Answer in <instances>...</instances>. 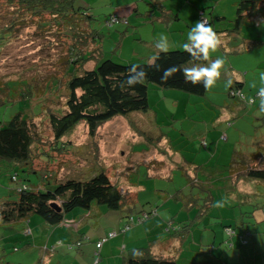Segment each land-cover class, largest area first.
Returning a JSON list of instances; mask_svg holds the SVG:
<instances>
[{"label":"rangeland","instance_id":"obj_1","mask_svg":"<svg viewBox=\"0 0 264 264\" xmlns=\"http://www.w3.org/2000/svg\"><path fill=\"white\" fill-rule=\"evenodd\" d=\"M79 1L91 5L95 15H98L99 21H103L106 16L118 12V10L124 13V9L129 8V12H127L131 14L129 26L121 25L111 29L101 27L104 35L103 40H106L104 49L107 52L106 56H113L116 61L121 63L139 61L140 56L135 54L134 50L137 46L141 53L150 52L154 49L152 43H155L156 38L152 34V25H145L144 21L148 19L146 12L159 5H163L168 11H171V14L178 17L177 21L171 23L170 32L176 40V44H171V47L182 48L188 31L194 27L192 21L200 19L201 9H205L209 18L212 14L217 25L215 23L211 25L213 28L215 25L220 30L230 27L229 21L236 18L234 0H157L159 4L152 3L151 0ZM149 2L152 5H149ZM217 16H225L229 20L226 22L224 20L218 21ZM222 23L223 26L220 25ZM252 26L244 27L243 33L244 37H247L248 42L251 43L249 47L242 42L240 46V43L234 44L235 46L238 45L237 47L232 44L227 47L228 50L224 49L228 53L227 55L219 47L211 53V59L223 58L225 65L220 80L207 92L205 97H201L208 101L207 106H210V108H212L211 106L216 107L212 102L213 100L223 106L226 101L229 103L235 101L229 97L230 87L226 85L228 79L226 77L229 75H234L240 79H233V84L235 81L244 83L241 92L245 96L256 97L261 86L259 74L264 72V30L262 29L264 23L259 28ZM164 28L166 30L165 25ZM34 32L35 27L32 26L21 30L17 41L0 53V84L3 85L8 80L17 79H27L32 83L36 79L35 84L39 86L37 89L39 95H41L51 76L60 79L63 82L62 85L64 84V67L57 70L55 62L59 55L66 53V44H64V39L57 38L50 46L43 36L34 34ZM158 35L159 33L155 34L157 37ZM235 50L238 51V54H233ZM254 81L256 88L251 87ZM152 89L150 94L152 110L150 112L139 111L126 117H116L102 125L94 137L90 136L88 127L81 124L62 139L63 152L53 150L56 147V140L46 118L43 116L34 118L33 130L35 133L33 134L35 142L31 146L34 169L36 172L44 168L53 169L57 171L58 178L65 180L68 177H73V179L86 177L92 175V172L105 168L113 183L123 191L133 193L135 187L137 188L139 185L145 188V191L139 192L138 199L136 198L137 209L135 211L140 212L142 209H148L150 204H153L159 207L160 217L158 216L159 219L157 220L151 219L143 223H137L133 228L131 227V230H128L129 232L133 231L132 233L126 231L128 246L134 243L133 238H143L144 243L148 241L147 229L149 232L151 228H157L155 232L162 231V228L165 229L166 226L177 231L190 229L187 233L184 232L187 238L180 239L178 241L180 245L171 250L172 256L178 260L179 264H263L259 259H263L264 255V198L258 201V198L254 197L246 201L239 210L237 205L241 201L238 202L237 199L238 196L241 198L243 196L235 193L234 198L233 195L231 196L227 192V189H229L228 180L227 182L217 180L212 189V195L216 201H212L205 206L202 199H205L204 193L208 195L209 192L198 188L199 195H197V188L188 179L183 169L173 171L169 179L151 177L150 171L152 169L150 167L159 166V159L156 156L161 155H157L153 149L161 147L157 146L158 142L155 135L154 137L151 135L153 128L150 129L149 125L152 127L154 124L158 132L163 133L164 142L166 140V143L170 142L169 149H175L176 153L182 155L185 160L190 161V163H187V166H190L189 168L191 166H195V168L206 166L209 170V168L213 169L214 166L221 167L226 162L228 164L232 151L237 147V144H233V142H225L223 136L222 138L220 136L217 142L207 140L210 145L209 149L203 147V136H192L191 131L193 129L200 130L198 126L210 125V117L214 114L213 111L206 108L203 103L195 104L191 102L189 104L188 101L182 100L171 102L168 114H166L164 111L162 112L160 106L163 101L169 99L180 100L188 94L179 90L155 91L157 88L154 87ZM61 91L63 97H60V101H58L60 106L65 102L67 93L63 86ZM197 98H200V96ZM49 102L55 107V102ZM258 103L259 100L257 105H259ZM256 106H254L255 109H252L253 106L251 108L246 107L242 111L239 120L244 133L237 141L239 142L238 145L242 144L241 150L244 153L252 152L254 145L261 141L262 136H264V113L256 109ZM16 107L23 113L28 114L29 110L26 107ZM184 110H187V115ZM15 112L16 109L12 106L9 108L0 107V114L2 113L0 117L2 119L9 120ZM203 115L206 118H203ZM146 118L148 123H143ZM129 123L136 128L135 130L140 129L142 133L138 136L134 130H130ZM137 124H141V127H136ZM143 129L146 131L145 134H143ZM176 133H178L177 136ZM167 135H169L168 139L165 138ZM220 147L224 149V153L219 151ZM162 148L163 150L159 149L160 153L168 149L166 144ZM132 149H135L136 152L129 153ZM150 156L155 157L150 159ZM103 166L104 168H102ZM177 166H185V164L177 163ZM3 168L4 165L0 162V171H3ZM166 170V166H164L161 171ZM20 178L32 185H42L38 173L21 171ZM3 183H7L6 177L1 179L0 199H3L2 196L5 195L1 193ZM128 183L132 185L133 190H130ZM9 185L10 187L15 186L11 182H9ZM243 187L247 189L246 183L243 184ZM251 187L260 188L259 186L256 187L255 183H252ZM13 190L9 189L7 191L11 194ZM261 191H264V186ZM181 196L186 199L183 200ZM189 197L193 198V200H190L191 202L194 201L197 204L195 208H188L191 202L187 204L186 200ZM259 202H261L260 206L254 208L255 204ZM219 204L223 206H217ZM94 207H102L103 211L108 210L104 209L106 208L104 205H95ZM82 211L83 209H74L68 212L67 215L78 217V212ZM112 212H114L116 218L121 217L122 223L120 220V228L117 229L120 231L128 220L122 218L121 211L113 210ZM249 215H253V217H249ZM198 217L200 218L198 219ZM34 220L39 219L35 217ZM35 226L37 225L31 224L33 230ZM247 228L248 233H246ZM22 229V225L20 227L16 226V229L0 228V251H6L5 253H8L6 259L13 264H41L38 250L25 246V244L30 239L34 243L33 245L40 247L39 245L43 243L45 234L39 231L36 232V236L33 234L27 240L28 236ZM89 229L91 230V228ZM112 231L115 230L109 232ZM162 232L164 233V230ZM177 233L179 231L176 233L172 231L169 233L170 235L164 233L166 237H161V239H169L173 234L177 236ZM186 234L188 235L186 236ZM64 236L72 239L66 233H64ZM178 236L181 237L180 234ZM88 239L87 237L86 242L89 243ZM245 240L247 243L251 242L250 246L243 245ZM14 247H18L19 251H15ZM249 249H252V251L250 252ZM63 251L62 248H58L52 253L54 255H50L49 252V257H47L44 264H61V262L75 264L74 259L72 260L70 257L72 255L69 253L67 255ZM77 251L79 250L74 249L72 252ZM114 252L116 253H110L106 247L104 253L98 259L95 253L91 256L80 254L79 258L81 259L76 264H97V260L100 261L99 264H121L122 256L117 254L116 250Z\"/></svg>","mask_w":264,"mask_h":264},{"label":"trees","instance_id":"obj_2","mask_svg":"<svg viewBox=\"0 0 264 264\" xmlns=\"http://www.w3.org/2000/svg\"><path fill=\"white\" fill-rule=\"evenodd\" d=\"M151 1L159 4L157 0ZM152 3L149 2V5ZM234 5L236 18L229 21L230 27L220 30L214 25V30L221 40L219 48L225 55L228 53L224 49H227L230 44L240 43L239 46L242 44V38H245L244 27L253 25L252 27L259 28L264 23V0H234ZM93 13L91 5L83 4L79 0H0V53L16 42L20 31L29 26L35 27L34 34L43 36L50 46L57 38L64 39V44H66V53L59 55L55 62L57 70L64 67L65 81L63 85L60 79L51 76L39 95L37 89L39 86L35 84L36 79L32 83L27 79H17L8 80L3 85L0 84V107L9 108L12 106L16 109L9 120L0 117V162L4 165L3 171H0V183L3 177H6L7 182L3 183V191L1 190V193L5 195L2 196L3 199H0V228L16 229V226L22 225V230L28 236L27 240L33 236L32 230L28 226L26 227V222L28 225L30 218L38 217L44 222L56 226L66 220L68 212L74 209H84L87 212L95 205H104L108 210H119L126 213L123 218L128 222L121 230L123 233L130 230L131 227L133 228L137 223L160 217L159 207L153 204H150L148 209H142L140 212L135 211L137 209L136 198L138 199L139 193L132 195L123 192L119 186L113 183L104 166L102 167L104 169L78 179L68 177L71 179L61 180L58 178L57 171L48 168L36 172L31 150V146L35 142L34 118L40 116L46 118L56 140V147L53 150L63 152L62 139L81 124L86 125L90 136L94 137L102 125L116 117H126L139 111L150 112L152 110L150 94L153 87L157 88L155 91L179 90L200 97H205L209 91H205L202 83L193 85L186 82L182 71L175 73L166 83L161 81L164 69L172 65L189 67L193 63H207L193 61L181 47H171L167 53H160L157 49L146 53H141L139 50L140 59L135 63H121L116 61L113 56H106L107 52L104 50L106 40H103L104 35L101 27L111 29L115 26H129L131 14L115 12L106 16L103 21H99L98 15ZM202 16L209 24H216L212 14L209 18L205 9L200 10V19ZM146 17L148 19L144 21L145 25L160 22L165 27L171 26L172 21L178 20V17L171 14V11H168L163 5L148 10ZM216 18L218 21L229 20L225 16ZM223 23L220 25L223 26ZM262 29L264 30V28ZM170 31L168 30L172 35ZM238 37L240 41L237 39ZM237 46L234 45V47ZM233 54H238V51L235 50ZM133 64H139L144 68L147 72V79L142 85L138 84L133 88L125 87L122 90L119 85L126 80L129 75L128 70ZM243 84L241 81H235L230 87L229 97L240 100L247 107L253 106L252 109H255L254 106L257 105L258 99L255 104L248 105L240 99V96L234 94L236 91H242ZM62 86L67 93L65 102L60 106L58 101H60V97H63ZM49 101L55 102V107ZM16 106L26 107L29 110L28 114L23 113ZM256 109L261 111L259 105L256 106ZM262 112L264 113V111ZM234 122L235 120L229 122L230 127ZM143 123H148L147 118ZM129 127L138 136L142 133L140 129L135 130L136 128L130 123ZM136 127H141V124H137ZM149 128H153L151 135L154 137V132H158V129L154 127V124L152 127L149 125ZM145 132L143 129V134ZM261 139L254 145V149L250 153H244L241 150L242 145L236 147L230 155L228 164L226 162L221 168L214 166L213 169L209 168L208 170L206 166L197 167L200 175L194 176L182 166H178L172 172L183 169L197 190L202 188L209 192L208 195L204 193L205 199H202L205 206L216 201L212 195L216 181L225 180L227 182L228 180L229 189L227 192L236 190L234 194L243 196V198L238 196L237 199L238 202L241 201L237 205L241 210L246 201L254 197H257L258 201L264 198V191H261L264 186V136ZM205 142L202 141L203 147H207ZM186 162L190 163L189 160ZM21 171L38 173L42 185L25 182L26 180L20 178ZM217 175L218 177L215 179ZM229 180L244 181L247 189L240 191L236 184L231 186ZM9 182L15 186L10 187ZM252 183L260 188L251 187ZM8 188L14 189L11 194L8 193ZM197 195H199V190ZM181 198L186 199L184 196ZM190 200L193 198L189 197L186 203L189 204ZM260 204L261 202L255 204L254 208H258ZM127 206L130 207L126 212L124 209ZM195 206L197 204L193 201L188 208L192 209ZM249 217H253V215H249ZM165 230L168 233L179 231L181 235L182 232L187 233L190 229L177 231L166 226ZM112 232H115L116 236L119 234L116 230ZM112 232L103 238L108 239L106 242L116 237L109 238V234ZM185 233H183V237L186 239ZM246 233H248V228ZM175 237H179L178 234ZM29 240L25 246L33 248V242L30 240L29 243ZM84 240L83 237L74 244L68 243L67 247L70 251L79 249ZM248 244L243 243V245ZM39 248L37 246L38 252H40ZM41 249L43 250V247ZM97 249L99 250L98 247ZM14 250L19 251V248L14 247ZM5 252L0 251V264H13L6 259L8 253ZM135 252L139 254L136 255ZM98 262L100 261L97 260V264ZM41 264L44 263L41 261ZM121 264H179V262L173 256L166 257L155 254L150 247H137L123 256Z\"/></svg>","mask_w":264,"mask_h":264},{"label":"crops","instance_id":"obj_3","mask_svg":"<svg viewBox=\"0 0 264 264\" xmlns=\"http://www.w3.org/2000/svg\"><path fill=\"white\" fill-rule=\"evenodd\" d=\"M118 12L120 13L121 11L118 10ZM127 12H129V8H125L124 9V13L127 14ZM196 20L192 21V24L195 25ZM171 26H166V30L164 28V25L161 24L160 22H156L152 25V34L153 37L157 38V36H155L156 33H167L169 36V40H170V48H171V44H176V40L172 37V35L169 34L168 30H170ZM242 38V37H241ZM242 42L245 44V46L249 47L250 46V42H248L247 38H242ZM186 42V41H185ZM254 43V42H253ZM231 45V44H230ZM152 47H154V43H152ZM156 48L154 47L153 50H155ZM135 50V54H139V47L137 46V48H134ZM228 69V68H227ZM226 78H232V80L234 79H238L236 76L234 75H229ZM240 80V79H238ZM244 86V84H243ZM186 93V92H185ZM198 96L196 95H191L188 94V96L186 95L185 97H183L180 100H173V99H169L167 101H163L160 106H161V110L162 112L164 111L166 114H168V108H169V104L171 102H179L182 100L188 101L187 103H191L194 102L195 104H199V103H203L204 106H206V108L210 109L211 111H213V115L210 117V125H206V126H198L199 129H193L191 131L192 136H203L202 141H206L207 142V148H210V145L208 143L207 140H210V142H217L221 136L226 137V141L233 142V144H237V148L239 147V142L237 141L238 139H240V137L242 136L243 130L242 127L240 126V117L242 114V111L247 107L245 103H243L240 100H235L232 103H229L228 101H226L225 105H220L219 103L215 102L214 100L212 101L214 105H216V107L211 106L212 108H210V106L208 105V101H206L203 98H197ZM205 100V101H204ZM249 108V107H248ZM184 112L187 115V110H184ZM175 116V115H174ZM203 118H206L205 115H203ZM231 120H236L235 123H233V125L230 127V121ZM228 123V124H227ZM235 126V128H234ZM130 130H132L131 128H129ZM220 133V134H219ZM155 137H156V141L157 146L161 147L159 149H162V147H164V145L166 144L168 149L163 151L162 153L159 152L158 148H154L153 150L158 154H161L160 156H156L159 159V166H152L150 167L151 171V177H162L165 179H169L172 175V170L177 168V163H184L185 165H187L186 160L184 159V157H182V155L176 153L175 149H169V144L170 142L166 141L164 142V139L162 137L163 133H158V132H154ZM170 134V133H169ZM178 135V133H176V136ZM169 135H167L165 138L168 139ZM242 145V144H240ZM228 146V145H227ZM226 146V148H227ZM219 151H222L224 153V149H219ZM234 151V150H233ZM232 151V152H233ZM131 152H136L135 149H132L129 153ZM155 156H150V159L154 158ZM149 159V160H150ZM148 161V160H147ZM140 164V163H139ZM164 166H166V171H161ZM181 167V166H179ZM183 168L185 167L189 172L192 173V175H200V172H198V169L195 168V166H191V168H189L190 166H182ZM189 168V169H188ZM221 168V167H219ZM195 169L197 170L195 172ZM218 175L215 176V179H217ZM230 181V180H229ZM128 182V181H127ZM139 182V181H138ZM231 186H233L234 184H236L239 188L240 191H244V187L243 184L245 183L244 181H234L231 180ZM234 182V183H233ZM127 185H129V188L132 187V185L130 183H128ZM122 190V189H121ZM130 190H133L132 188ZM135 191L133 193H131L132 195L135 193H139V192H143L145 191V189L142 186H138L137 188L135 187L134 189ZM123 191V190H122ZM236 191V190H235ZM234 190H232L231 192V196H234ZM125 192V191H123ZM125 193H130V192H125ZM235 198V196H234ZM215 201V200H214ZM132 207L134 205H131ZM130 206L125 207L124 211L127 212V210L129 209ZM102 207H94L91 210L87 211L83 209L82 212H78L79 216L78 217H72L67 215L66 216V221H64L62 224L60 225H50L46 222H44L42 219L38 218L39 220H34L35 217L30 218V222H26V227L28 226V228H30L32 230V233L36 236V232L38 233L39 231H41L44 235V240L43 243L39 248V253H40V260L45 263L48 253L50 255H54L52 253L55 252V250H57L58 248H62V250H64L63 252H65L66 254L69 253L72 256L71 259L76 262L81 259L79 258L80 254H82L83 256L85 255H95L97 256V258L99 256H101L104 253V250L106 249V247L109 249V252L112 254H115L116 252H114V250L117 251V254L121 255L122 258L123 256H125L131 249L137 248V247H150L152 248L153 252L155 254L158 255H162V256H172V249L177 248L180 245V242H178L180 239L183 240V233L181 234V237H175V235H171V237L169 239H161V237H166V234H169L168 232H166L165 229L162 228V231L164 230V233L162 231H157L155 232V230H157V228H151L150 232L148 231L147 227V237H148V241H143V238L140 239H136L133 238L132 241H134V243L130 246H128V239H127V233H132L131 232H127V233H123L121 232V230H117L120 227V220L121 217L119 216V218H116V215L114 214V212H112L113 210H106L103 211ZM106 209V208H104ZM124 214L122 212V218L124 216ZM159 219L156 218L155 220ZM35 224L37 226L31 227V224ZM122 223V220H121ZM91 228V230L89 229ZM41 229V230H40ZM132 229V228H131ZM130 229V230H131ZM111 230H116L119 232V234L109 240L108 242H106L102 248L100 250L97 249L96 244L97 242L101 241L103 238H106L108 236L109 231ZM66 231V232H65ZM69 232V233H68ZM64 233H66V235H69L72 237L71 238H67V236H64ZM121 234V235H120ZM178 235L180 233H177ZM170 235V234H169ZM86 236V237H85ZM84 237V241L82 243V246L77 250V252H72L68 249L67 244H74L76 243L79 239ZM89 238V243L86 242V238ZM27 239V238H26ZM119 241V242H118ZM178 242V243H177ZM30 243V240H29ZM250 243L247 246H250ZM34 244V243H33ZM123 245V246H122ZM43 247V250L41 249ZM34 249H37V246L34 245L33 247ZM249 251L251 252L252 249H249ZM56 254V253H55ZM264 254V253H263ZM68 255V254H67ZM259 261H261V263L263 262L264 264V255H263V259H259ZM59 264V263H58ZM61 264H64L63 262H61ZM86 264V263H84ZM99 264V263H98ZM110 264V263H107Z\"/></svg>","mask_w":264,"mask_h":264},{"label":"clouds","instance_id":"obj_4","mask_svg":"<svg viewBox=\"0 0 264 264\" xmlns=\"http://www.w3.org/2000/svg\"><path fill=\"white\" fill-rule=\"evenodd\" d=\"M220 45L221 40L213 26L202 16L200 20L195 22L194 27L188 31L186 42L182 44V48L190 55L193 61H205L207 63H193L189 67L172 65L164 69L161 75V81L166 83L175 73L182 71L186 82L193 85L202 83L205 91L212 89L217 84L218 80H220L222 69L225 65V60L223 58L210 59L211 53L215 52ZM154 47L160 53H167L170 48L168 34L160 33L155 40ZM128 71V77L119 85L122 90L125 87L133 88L138 84L142 85L147 79V72L139 64H133ZM259 81L261 86L257 91L256 98L245 96L243 92L240 91H236L234 94L239 93L238 96H240V99L245 101L248 105L255 104L256 99H258L259 108L261 111H264V72L259 74ZM232 84V78H228L226 85L231 87ZM251 87L256 88L255 81L251 84ZM224 139L226 140V137H224ZM205 144L207 143L205 142ZM217 206L222 207L223 205L219 204ZM134 254L138 255L139 253L135 252Z\"/></svg>","mask_w":264,"mask_h":264},{"label":"built area","instance_id":"obj_5","mask_svg":"<svg viewBox=\"0 0 264 264\" xmlns=\"http://www.w3.org/2000/svg\"><path fill=\"white\" fill-rule=\"evenodd\" d=\"M236 95H239V93H236ZM128 229V228H127ZM125 231V230H124ZM30 233V231H28ZM116 236L115 232H112L109 234V238H113ZM108 239H103L100 242L97 243V247L99 248V250L102 248L103 244L107 241ZM245 243H247V241H245Z\"/></svg>","mask_w":264,"mask_h":264}]
</instances>
